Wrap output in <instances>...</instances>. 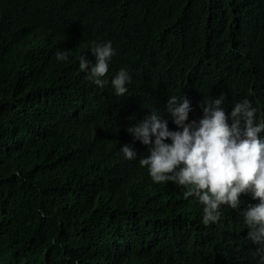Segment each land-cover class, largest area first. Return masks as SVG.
I'll return each mask as SVG.
<instances>
[{"label": "trees", "instance_id": "obj_1", "mask_svg": "<svg viewBox=\"0 0 264 264\" xmlns=\"http://www.w3.org/2000/svg\"><path fill=\"white\" fill-rule=\"evenodd\" d=\"M109 40L124 97L79 69ZM221 93L226 113L247 98L264 114V0H0V264H249L239 211L258 201L205 226L194 197L140 166L145 145L119 151L151 111L169 118L171 95L192 120Z\"/></svg>", "mask_w": 264, "mask_h": 264}, {"label": "clouds", "instance_id": "obj_2", "mask_svg": "<svg viewBox=\"0 0 264 264\" xmlns=\"http://www.w3.org/2000/svg\"><path fill=\"white\" fill-rule=\"evenodd\" d=\"M54 36V34H52ZM49 47V42L47 43ZM53 50L58 62L70 63V51ZM91 56L79 57V69L96 86L110 85L117 97H124L132 82L129 70L121 67L107 78L112 58L117 54L112 41H93ZM93 56V57H92ZM226 96L221 93L208 103L203 101L202 116L189 120L192 111L187 96L171 95L164 118L156 110L126 131L133 144L119 151L125 160H136L135 142L147 147V155L139 158L154 183H169L184 189V199L194 197L202 206V223L216 224L224 215V207L240 210L242 194L257 203H249L239 211L247 230L244 237L249 248V264H264V114L245 98L226 113ZM169 119L176 126H169Z\"/></svg>", "mask_w": 264, "mask_h": 264}]
</instances>
